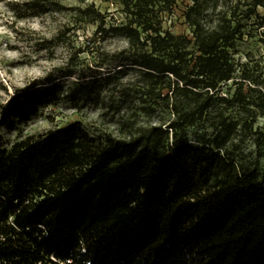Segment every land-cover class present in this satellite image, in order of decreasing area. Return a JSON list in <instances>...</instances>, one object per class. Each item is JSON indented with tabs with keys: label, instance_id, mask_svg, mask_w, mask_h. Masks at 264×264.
I'll use <instances>...</instances> for the list:
<instances>
[{
	"label": "trees",
	"instance_id": "16d2710c",
	"mask_svg": "<svg viewBox=\"0 0 264 264\" xmlns=\"http://www.w3.org/2000/svg\"><path fill=\"white\" fill-rule=\"evenodd\" d=\"M171 2L122 0L128 19L113 28L160 95L192 105L174 102L178 118L166 129L141 126L121 138L74 123L0 149V264H264V171L179 133L211 102H230L219 90L234 78L233 51L264 0L212 27L190 11L192 36L165 29ZM236 98L246 101L242 85ZM30 100L11 116L29 120L40 104Z\"/></svg>",
	"mask_w": 264,
	"mask_h": 264
},
{
	"label": "rangeland",
	"instance_id": "374dc122",
	"mask_svg": "<svg viewBox=\"0 0 264 264\" xmlns=\"http://www.w3.org/2000/svg\"><path fill=\"white\" fill-rule=\"evenodd\" d=\"M195 1L172 0L164 13L165 29L192 36L188 12L212 27L224 14L241 15L258 0ZM258 11L261 17L247 20L233 51L236 74L219 90L230 102H211L179 133L193 144L228 148L238 161L264 171V7ZM127 19L122 0H53L40 8L29 0H0V122L6 117L0 149L74 123L94 136L121 138L136 127L166 129L178 118L174 102L182 110L192 105L179 93L160 95L156 83L132 66L134 51L113 28ZM241 85L244 104L236 98ZM30 99L40 104L29 120L11 116L12 108Z\"/></svg>",
	"mask_w": 264,
	"mask_h": 264
}]
</instances>
